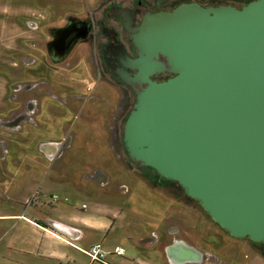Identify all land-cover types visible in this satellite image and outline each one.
Masks as SVG:
<instances>
[{"label":"water","instance_id":"1","mask_svg":"<svg viewBox=\"0 0 264 264\" xmlns=\"http://www.w3.org/2000/svg\"><path fill=\"white\" fill-rule=\"evenodd\" d=\"M130 31L138 56L125 67L138 72L114 74L146 86L123 125L129 157L178 182L232 236L264 243V0L186 3ZM169 252L175 264L202 256L181 240Z\"/></svg>","mask_w":264,"mask_h":264},{"label":"crops","instance_id":"2","mask_svg":"<svg viewBox=\"0 0 264 264\" xmlns=\"http://www.w3.org/2000/svg\"><path fill=\"white\" fill-rule=\"evenodd\" d=\"M22 1H25L22 3L24 8H29L22 7V18H30L31 11L41 10V7L31 5L29 0ZM33 3L36 5L34 0ZM31 60L27 58V64L33 63ZM105 79L111 89H104L96 96L100 99H114L115 94H119L118 87L108 78ZM80 99L79 94H22V104H26L22 112V145L33 146L41 157H22V211L1 215L7 224V229H3L8 252L7 256H2V264H175L171 260L169 248L180 240L202 253L199 260L183 264H264L263 249H256V244H252L249 238L234 237L221 228L202 208L191 203L184 189L172 190L165 183L161 186L155 184L154 187L138 177L136 172H130V175L136 177L135 182L130 183L136 186L129 187L133 195L143 194L141 197L134 195L136 203L133 214L136 215H131L125 203L127 201L123 200L121 194L118 196L117 192L110 193L109 198H102L100 195L106 194L108 190L103 187L107 176L110 181H116L119 190H124L120 185L124 177L117 172H108L101 164L106 156L111 157L108 140L111 113L106 110L92 112L91 109H83ZM121 116L120 113L117 117L120 118L119 122L122 121ZM51 118L56 128H62L63 134L67 132L66 125L71 129V142L65 156L68 164L74 167H69L70 172H64L65 165L60 163L63 157H57L64 145L61 141L64 135L59 133L61 137H46L39 134L35 137L30 131H41L46 123L52 122ZM92 122L98 123L96 131H91ZM39 159L60 164L50 181L52 184L49 190L58 189L66 201L75 200L82 192L89 191L91 207L83 203L84 211L71 208L64 214L58 206L51 204V211L47 212L44 207L49 204L40 195L35 202L28 203V194L32 192L37 183L34 179L38 177L28 180L26 174L31 167L30 163ZM81 162H96L98 170L91 172L93 174L84 172L83 163L79 166ZM28 184L32 185L25 191ZM44 184L42 182L41 186ZM92 185L98 189L92 190ZM145 189H150V199L145 195ZM48 192L53 197L54 193ZM144 198L149 199V202L144 200L145 203H142ZM146 208L154 211L151 212L154 215L153 221L145 219ZM37 222H44L47 226ZM174 233H182L185 238H177ZM220 239L228 240L229 244H221ZM96 243L109 251L104 262L94 261L85 253L86 249ZM117 245L125 248L124 255L113 252Z\"/></svg>","mask_w":264,"mask_h":264},{"label":"rangeland","instance_id":"3","mask_svg":"<svg viewBox=\"0 0 264 264\" xmlns=\"http://www.w3.org/2000/svg\"><path fill=\"white\" fill-rule=\"evenodd\" d=\"M34 1L36 5L33 0H29V3L41 7V10L31 11L30 16L32 17L30 18H22V7L25 6L22 3L25 1L0 0V264L4 261L2 256L8 254L6 235L3 229L4 227L5 230L7 229V224L2 220L4 216L1 215L5 212L22 211V172L24 170L22 157L40 156L33 146L22 145V112L26 107L25 102L22 104V94H79L83 109H91L92 112L106 110L111 113L110 130H108L111 157L106 156L101 164L108 172H117L124 177L120 184L124 190H119L115 184L116 181H110L107 176L105 181L104 179L98 180L104 181L103 187L108 189L106 194L100 196L109 198L110 193L117 192L118 196L121 194L123 200L126 199L125 203L128 204L132 216L136 215L133 214L135 198L141 197L143 194L137 196L134 193L136 197L133 195L129 187L136 186L135 184L130 185L135 182L136 177L130 175V172H136L138 177H142L144 181L154 187L155 184L161 186L162 183H165V185L169 184L172 190L174 188L183 190L178 182L163 178L150 167L138 166L129 157L122 141L123 125L136 100V94L133 92L128 94V91L118 87L119 94H115L114 99L113 97L100 99L96 96L101 94L100 92L104 89H111L110 83L105 79L110 77L106 72L100 74L99 67L94 62L93 47L88 44L86 39L91 27L89 19L94 16V10L102 0ZM24 9L29 10V8ZM27 58H32L33 63L27 64ZM109 80L116 84L113 79ZM120 113L122 115L121 122H119L120 118H117ZM51 119L52 122L46 123L41 131L34 129L30 131L35 137L39 134L46 137H61L58 135L59 133L64 135L61 138L64 148L61 147L57 157H63L60 163L63 162L65 165L64 172H70V168L74 169V167L68 164L65 156L71 142V129L66 125L67 132L63 134L62 128H56L53 118ZM51 123L53 124L49 125ZM90 126L91 131H96L98 123L92 122ZM81 164L85 167L83 168L84 172L91 173L98 170L96 162L87 164L81 162L79 166ZM30 165L26 174L28 180H32L34 176L38 178L34 179L37 183L34 184L32 192L28 194V203L35 202L37 196L40 195L50 205L44 207L47 212L51 211V204L58 206L64 214L71 208L84 211L83 203L89 205V208L91 207L92 197L88 193L89 191L82 192L83 194L75 200L66 201L58 189L49 190L50 184H52L50 181L54 178L55 171L59 170L60 164H51L46 160L39 159ZM103 173L106 172L103 171ZM42 182L47 185L41 186ZM31 185L28 184L25 191ZM91 189L96 190L98 187L92 185ZM48 191L54 193L53 197H50ZM149 192L150 189H145V195L150 199ZM54 195L58 197L55 199ZM149 199L144 198L142 203H145L144 200L149 202ZM191 203L200 207L198 202L191 201ZM142 209L144 210V208ZM146 211L145 219L153 221L152 216L154 215L151 212L154 211L147 210V208ZM208 217L212 219L211 216ZM175 235L177 238H185L182 233ZM220 242L229 244L228 240L220 239ZM252 244H256V249L264 250V243L252 241Z\"/></svg>","mask_w":264,"mask_h":264},{"label":"flooded vegetation","instance_id":"4","mask_svg":"<svg viewBox=\"0 0 264 264\" xmlns=\"http://www.w3.org/2000/svg\"><path fill=\"white\" fill-rule=\"evenodd\" d=\"M251 1L253 0H102L95 8L94 16L89 19L91 27L86 39L88 44L93 47L94 62L99 67L100 74L106 72L118 85L115 84L117 87L128 91V94L130 92L137 94V91L146 86V83L123 82L114 73L126 68L127 57L135 58L138 56V50L132 40L130 30H136L148 14L173 11L186 3H196L205 8L220 5L242 8ZM122 11H125L124 16L120 13ZM159 59L166 62V58L162 55ZM127 70L132 76L138 72V69ZM173 75L168 71H155L150 75V78L163 81ZM189 198L193 202H198L191 196ZM198 203L200 204V202ZM200 207L210 216L201 204Z\"/></svg>","mask_w":264,"mask_h":264},{"label":"built area","instance_id":"5","mask_svg":"<svg viewBox=\"0 0 264 264\" xmlns=\"http://www.w3.org/2000/svg\"><path fill=\"white\" fill-rule=\"evenodd\" d=\"M58 196L54 195V198L56 199ZM113 252L118 255H124L125 254V248L123 246L117 245L113 249ZM85 253L94 261H106L107 256L109 255V251L105 250L100 243H96L92 245L90 248L85 250ZM62 264H68V263H62Z\"/></svg>","mask_w":264,"mask_h":264},{"label":"trees","instance_id":"6","mask_svg":"<svg viewBox=\"0 0 264 264\" xmlns=\"http://www.w3.org/2000/svg\"><path fill=\"white\" fill-rule=\"evenodd\" d=\"M128 116V115H127ZM127 118V117H126ZM126 120V119H125ZM38 224H40V225H43V226H47V224L46 223H44V222H37Z\"/></svg>","mask_w":264,"mask_h":264}]
</instances>
